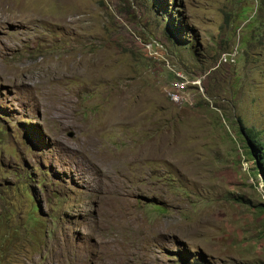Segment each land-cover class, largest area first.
<instances>
[{"label": "rangeland", "instance_id": "rangeland-1", "mask_svg": "<svg viewBox=\"0 0 264 264\" xmlns=\"http://www.w3.org/2000/svg\"><path fill=\"white\" fill-rule=\"evenodd\" d=\"M242 127L264 0H0V264H264Z\"/></svg>", "mask_w": 264, "mask_h": 264}, {"label": "trees", "instance_id": "trees-1", "mask_svg": "<svg viewBox=\"0 0 264 264\" xmlns=\"http://www.w3.org/2000/svg\"><path fill=\"white\" fill-rule=\"evenodd\" d=\"M169 34H170V38H172L173 34L171 33ZM243 130H244L243 131L244 134L243 133L241 134L246 136L247 144H249V146L252 148L251 151V148L248 146L249 153L254 158L257 167H261L260 170L264 174V143L260 142L257 139L256 133H254L252 130L245 128H243Z\"/></svg>", "mask_w": 264, "mask_h": 264}, {"label": "built area", "instance_id": "built-area-1", "mask_svg": "<svg viewBox=\"0 0 264 264\" xmlns=\"http://www.w3.org/2000/svg\"><path fill=\"white\" fill-rule=\"evenodd\" d=\"M175 88L176 90H178V92H173L170 96L173 101L178 102L181 99L180 93H182V90L185 88V85L183 83L177 82L175 84Z\"/></svg>", "mask_w": 264, "mask_h": 264}]
</instances>
